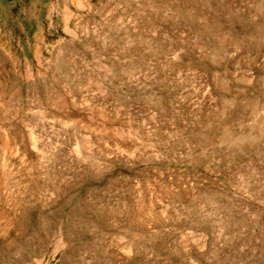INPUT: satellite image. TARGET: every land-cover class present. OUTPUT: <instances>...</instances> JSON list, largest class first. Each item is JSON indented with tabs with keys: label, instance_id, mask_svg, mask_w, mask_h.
Masks as SVG:
<instances>
[{
	"label": "rangeland",
	"instance_id": "1",
	"mask_svg": "<svg viewBox=\"0 0 264 264\" xmlns=\"http://www.w3.org/2000/svg\"><path fill=\"white\" fill-rule=\"evenodd\" d=\"M0 264H264V0H0Z\"/></svg>",
	"mask_w": 264,
	"mask_h": 264
}]
</instances>
